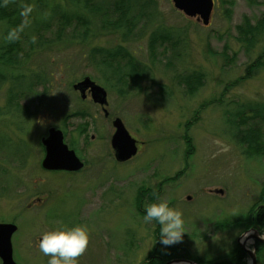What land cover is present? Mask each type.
Here are the masks:
<instances>
[{"label":"rangeland","instance_id":"obj_1","mask_svg":"<svg viewBox=\"0 0 264 264\" xmlns=\"http://www.w3.org/2000/svg\"><path fill=\"white\" fill-rule=\"evenodd\" d=\"M45 1L76 11L72 0ZM149 10L154 16L136 20L128 40L112 28L118 17L110 24L91 16L90 27L98 34L89 31L84 43L79 25L62 32L53 17L46 32L22 40L14 65L0 72L6 76L0 82V223L18 226L12 237L17 263L47 264L49 257L38 248L42 234L81 225L89 242L76 264H165L153 251L158 225L145 223L140 212L158 200L181 211L186 232L170 246L197 258L196 264L223 258L238 238L244 243L247 236L248 249H254L253 232H242L257 224L255 210L263 203L264 120L241 125L232 123L231 113L243 104H264V67L252 70L264 62V35L250 49L239 31L246 21L255 26L264 18V0H215L208 25L186 17L172 0H152ZM158 29L179 35L157 40L152 55L149 46ZM6 30L0 22V40ZM117 46L136 60L126 55L114 65L127 72L122 78L102 65L109 57L93 51ZM129 60L142 69L138 87L131 78L140 69L127 70ZM194 74L202 84L192 95L187 87L193 83L184 78ZM85 76L104 87L107 104H95L74 88ZM26 85L31 91L20 89ZM116 117L138 145L125 163L112 156ZM51 127L63 131L65 142L86 163L83 169L42 167L41 141ZM246 129L261 134L253 151L238 141ZM257 232L264 238V228ZM241 249L243 264H252ZM257 264H264V250Z\"/></svg>","mask_w":264,"mask_h":264},{"label":"trees","instance_id":"obj_2","mask_svg":"<svg viewBox=\"0 0 264 264\" xmlns=\"http://www.w3.org/2000/svg\"><path fill=\"white\" fill-rule=\"evenodd\" d=\"M74 5V8L76 9L75 12H68L65 9L62 8L59 4L50 5L47 4L45 0H0V22L7 26L6 33L4 34L3 39L0 40V72H2L3 67H7L8 65H14V56L18 54L20 51V43L25 41L27 38H35L37 35H41L46 30L49 29L52 23V18L56 17V19L63 25V27H60V30L62 32L65 31V27L67 28L68 25H73L76 23V25H79L80 30V36L81 40L80 42L84 43L88 40V34L92 31L97 32V29H91L92 22L90 20L91 16H96L100 22H109L110 24L113 23V17H118V21L116 24L113 25L112 28L117 30H122L123 36L125 40H128L127 38L134 33V28L137 24V22L140 19L149 18L151 20V16H154L152 13V10H149V4L152 2V0H72ZM252 1V0H249ZM34 2L36 4L34 5ZM46 3V9H43L45 7ZM49 11V14H47ZM56 15V16H54ZM90 15V17H89ZM32 19L31 23L27 24V20ZM96 21V22H99ZM137 20V22H136ZM108 26L105 28L107 29ZM28 30L31 29V33H27ZM104 29V30H105ZM9 31H15L16 38L12 40L7 39V34ZM90 31V32H89ZM240 33L242 34V40L246 43L248 48H253L257 42V39L264 35V18L262 20H259L255 26H253L251 23L247 22L240 26L239 29ZM60 33V32H59ZM81 33L84 34V36L81 35ZM98 34V32H97ZM34 35V36H33ZM153 37L150 42V53L153 55L154 48H155V42L157 40H161L162 42H167L170 40L177 39L178 33L174 32H168V31H161L160 29L153 32ZM242 41V42H243ZM94 52H96L99 56L102 58H105V56L109 57L108 60L105 59L106 62L102 65L106 67H113L112 72L114 75H120V78H122L126 73L121 72V69H116L114 65H118L119 61L122 59H125V56L132 57V60H135L132 53L127 50L124 46L122 47H112V48H106V47H97L96 49H93ZM132 60L130 61V65L128 64L127 70L131 72L134 70H139L137 67V63ZM260 64V65H259ZM256 66L253 67L252 70L257 71L258 69L264 67V62H259L258 64H255ZM108 70V69H107ZM111 71V70H110ZM142 69H140L139 74L134 75L133 78H131L132 83L134 86L138 87V83L141 80L142 76ZM2 74L0 73V82L6 79L1 78ZM119 78V77H118ZM192 78V79H191ZM200 74H194L191 76H186L184 78V82L192 81V85L187 87V91L190 94H195L198 89L200 88L199 85L202 83L198 81V79H201ZM108 81L109 78H107ZM118 80V79H117ZM183 80V78H182ZM15 82V81H14ZM33 84V81H32ZM16 85V84H14ZM23 87V86H21ZM20 89H25L26 91H31V88L29 85H26L25 87ZM20 94H17V97ZM10 100H14L16 98V94H11ZM12 102V101H11ZM264 104L259 105H252V104H243L239 106L236 110V112L231 113L232 117L234 119L232 120V123H240L241 125L246 124L249 122L250 119H261L264 120ZM249 113H253L251 116H248ZM260 132L256 130H245L240 136H239V142L243 145H246L248 148V151H253L257 144L258 140L260 139ZM148 188V187H147ZM151 188H148L150 190ZM159 192V191H158ZM150 196H153L154 193L149 192ZM139 208L141 209L140 205ZM142 215H144V211L140 210ZM256 212V210H255ZM255 222H258L261 224V227L264 228V196H263V203L261 208H259L258 213L254 216ZM251 226V225H250ZM155 233L159 234V226L157 227ZM159 245L161 243L159 242V239H156L155 246L153 248V251H156L158 258L160 257L162 259V262L164 261H170L177 258H188L191 259L190 256L183 255L179 253V249L175 246H168L166 248H161ZM159 246V247H158ZM264 250V244L258 243V250L259 254ZM241 247L238 243L235 244L234 248L230 250L228 254L223 256V258H208L204 260L205 264H243V258L245 256L244 251H241ZM160 255V256H159ZM192 258L194 261H198L197 258Z\"/></svg>","mask_w":264,"mask_h":264},{"label":"water","instance_id":"obj_3","mask_svg":"<svg viewBox=\"0 0 264 264\" xmlns=\"http://www.w3.org/2000/svg\"><path fill=\"white\" fill-rule=\"evenodd\" d=\"M175 7L183 11L188 16H197L202 19L205 25L210 22L211 14L214 8V0H172ZM75 89L81 91L82 97L85 98V91L90 88L92 98L96 103L105 105L108 103L107 91L104 87L97 84L89 76L81 82L74 85ZM114 133L111 138V146L115 153V158L119 162H125L134 157L138 152L136 139L131 136L123 120L119 117L113 120ZM45 147V156L42 160V167L46 170H67L78 171L82 169L84 163L77 156L74 149H71L65 142V136L62 130L54 127L49 129L48 136L42 139ZM18 230L14 223H0V260L1 264H19L13 256L12 237ZM254 240L264 243V238L260 237L258 232L252 236ZM239 243L252 258V264H257V254L249 250L244 243ZM186 262L196 264L192 260L174 259L166 264Z\"/></svg>","mask_w":264,"mask_h":264},{"label":"clouds","instance_id":"obj_4","mask_svg":"<svg viewBox=\"0 0 264 264\" xmlns=\"http://www.w3.org/2000/svg\"><path fill=\"white\" fill-rule=\"evenodd\" d=\"M16 38L15 31H9L7 39ZM145 223L155 222L159 226V242L165 246L181 241L185 231L184 220L179 209L170 206L166 200H158L144 206ZM89 234L81 225L58 226L45 231L38 243L41 253L49 257L47 264H76V259L87 248Z\"/></svg>","mask_w":264,"mask_h":264},{"label":"flooded vegetation","instance_id":"obj_5","mask_svg":"<svg viewBox=\"0 0 264 264\" xmlns=\"http://www.w3.org/2000/svg\"><path fill=\"white\" fill-rule=\"evenodd\" d=\"M85 94H86V99H87V98L90 97V95L92 94V92L90 91V89H87V90L85 91ZM95 104H96V103H95ZM99 107H100V105H99ZM103 110H104V109H103ZM104 116H105V117H109V114L106 115V113H104ZM112 156H113V154H112ZM85 166H86V163H85ZM261 206H262V204H260V205L257 207V209H256V214L258 213V210H259V208H261ZM253 219H254V218H253ZM254 221H255V220H254ZM256 223H257V224H255L254 226L251 225V226L246 227L242 233L249 234L250 232H253V234L251 235V236H253V235L255 234V232L257 233V228H262L260 223H258V222H256ZM258 234H259V233H258ZM258 243H262V242L256 240L255 243H254V249L256 250L255 252H256V254H257V259L260 258V254H259V250H258ZM263 244H264V243H263Z\"/></svg>","mask_w":264,"mask_h":264},{"label":"bare ground","instance_id":"obj_6","mask_svg":"<svg viewBox=\"0 0 264 264\" xmlns=\"http://www.w3.org/2000/svg\"><path fill=\"white\" fill-rule=\"evenodd\" d=\"M243 242H244L245 246L248 248L249 238L247 236H246V238L243 239ZM183 263H186V262H183ZM173 264H180V263H173ZM186 264H189V263H186Z\"/></svg>","mask_w":264,"mask_h":264}]
</instances>
